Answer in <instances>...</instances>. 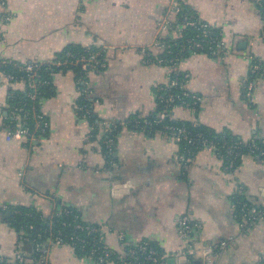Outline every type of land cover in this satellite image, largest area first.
I'll return each instance as SVG.
<instances>
[{"label":"crops","instance_id":"1","mask_svg":"<svg viewBox=\"0 0 264 264\" xmlns=\"http://www.w3.org/2000/svg\"><path fill=\"white\" fill-rule=\"evenodd\" d=\"M169 3L0 0V60L48 62L75 47L99 49L105 61L101 69L49 74L50 88L39 100L48 131L31 141L4 138L8 100L24 85L8 82L0 72V262L34 255L32 244L7 220L22 208L43 220L73 210L100 229L102 246L113 253L147 242L164 264H263L264 220L240 227L233 203L241 199L264 207V160L246 156L226 170L212 146H199L188 156L172 135L124 125L155 115L157 96L169 82L171 67L149 58L160 49L151 47L147 56L142 51L155 39ZM183 5L219 32L226 51L220 57L198 52L180 58L176 69L187 75L186 89L200 102L194 109L174 106L169 118L243 143L264 140L259 0ZM82 99L91 106L90 118L77 111ZM110 130L115 135L108 158L102 141ZM182 217L196 224L186 237L179 232ZM205 248L211 249L207 258ZM47 264L96 263L60 244L49 247Z\"/></svg>","mask_w":264,"mask_h":264},{"label":"built area","instance_id":"2","mask_svg":"<svg viewBox=\"0 0 264 264\" xmlns=\"http://www.w3.org/2000/svg\"><path fill=\"white\" fill-rule=\"evenodd\" d=\"M183 3L184 0H170L167 11L159 19L155 39L142 50L145 56H147L149 55L148 49L151 47L159 48L160 53L154 57V60H156L158 64H165L171 67L169 82L161 88V93L157 96V100L165 110L173 108L174 106L194 109L198 106L200 97L186 89L185 84L187 81V75L181 74L176 69L177 63L175 59L178 57L179 53H175L171 58L158 57L164 52L171 54L170 49H168L169 47L161 41L162 38L170 37L172 40H177L182 36V31L192 28L197 31V35L194 36V38L185 37L183 41L177 45L181 52L188 49L189 53L200 52L212 57H220L226 51V46L221 40L219 34H216L213 31L214 28L191 15H181ZM259 5L264 13V0H259ZM41 66L59 69V71L69 70V67L71 66H78L80 70L85 71L88 69L104 68L105 61L104 56L101 57L100 51L87 50L84 54L80 55L67 52L64 58L55 57L48 62H29L18 65L19 70L27 73L31 81L32 79L34 80L39 77L36 74V71ZM252 69L253 73L256 70L258 71L257 64H253ZM0 72L4 74L8 82H18L24 85L22 98H19L16 103H13V106H9V116L12 122L5 127V140L27 139L31 141V139H35L38 136H44L48 131V122L45 117L36 110L35 101L39 95L38 85L45 86L48 82H26L22 79L17 80L12 74L4 73L2 71ZM27 104H30L28 106L29 108H26ZM76 108L82 117H91V106L85 100L82 99ZM165 117L166 113L165 111H162L159 114L158 119L153 122L148 120L141 121L128 119L124 125L135 130L149 129L154 124H158L161 120H164ZM29 119L32 120L31 127L26 123V120ZM116 128L117 126H113L111 127V130H116ZM162 132L163 134L172 135L179 142H184L187 147L184 148L183 151L185 155L187 154L188 156L193 154L194 148L205 145L212 146L217 152L224 151L227 155L226 157L229 158L228 162L225 164L226 170H232L235 168L237 162H241L246 156L264 160L263 141L259 144L255 140L244 143L235 140L228 141L225 139L213 141L201 133L192 135L186 130V128L174 127L171 125L163 126ZM113 144V136L106 135L102 141V146L106 151L104 152L105 156L111 154ZM233 207H235L237 211L239 226L242 228L255 223L256 220H264V207L257 208L251 206L249 203H246L241 199H235ZM70 212L69 209H63L60 213L69 214ZM84 223L79 220L77 216H74L70 222H61V225L67 226L75 232H82L83 235H61L60 232L55 233L53 230L48 229L43 239L41 235H37L30 239L23 231H21V239L32 244L34 255L27 260L22 255H17L14 262L8 263L5 260H1L0 264H47L49 247L51 245L60 244L69 245L75 253L77 252L78 255L94 259L96 264H108L111 261L115 264H164V258L147 242H141L133 247L123 249L121 253H113L112 251L105 249L102 246L100 229L97 226L90 224L85 225ZM49 224L51 227L52 223L50 222ZM178 226L181 236L186 237L191 233L196 224L191 223L187 217H182L178 220ZM89 237H92V239ZM189 253H191V250ZM210 253V248H205L203 250V255L206 258Z\"/></svg>","mask_w":264,"mask_h":264},{"label":"trees","instance_id":"3","mask_svg":"<svg viewBox=\"0 0 264 264\" xmlns=\"http://www.w3.org/2000/svg\"><path fill=\"white\" fill-rule=\"evenodd\" d=\"M184 14L191 15L194 18H196L195 15L187 12L185 6L183 5L182 10H181V15H184ZM213 31L216 34H219V32L216 29H213ZM196 35H197V31H195L191 28V29H186V30L182 31V36L177 40H172L170 37L162 38L161 41H163L165 43V45L169 47L168 49H170L171 54H167L166 52H164L163 54L159 55L158 57L159 58H171V57H173L172 55H175V53H179L178 57L175 59L176 63H178L180 58H184L186 55H188L190 53H189L188 49H185L184 51L181 52L180 48L177 45L179 43H181L185 37L194 38V36H196ZM87 50L100 51L101 57L103 56V52L99 49H96V48H90V49L84 48V49H82V48H75V47H67L66 49H64L63 51L58 53L55 57L64 58V56L67 52H70V53H73L76 55H80V54H84ZM149 58H150V60H153L155 63H157V61L154 60L151 56H149ZM0 63H1L0 64V71L14 75V77L17 80L22 79L26 82L31 81L29 79V75L27 73L19 70V67H18L19 64L15 63V62H5L3 60H0ZM70 69H80V68L78 66H74V67L71 66V67H69V70ZM99 69H101V68H99ZM56 71H59V69L46 68L45 66H41L36 71V74L39 77L37 79H34V80L32 79V81H31V82H35V81H38V82L47 81L48 82V84L45 86L44 85H38L39 95L37 96V100L35 101V107L39 113H40L39 100L41 97L46 95L47 90L50 88L49 74L51 72H56ZM160 93H161V91H160ZM22 95H23V92L17 93V94H12L8 100L9 106H13V103H16L19 98L21 99ZM156 104H157V109H156L155 115L148 117L145 120H148L150 122L157 120L159 114L162 111H165L166 117L164 120H161L158 124H154L151 128H149L151 130L155 129V130L163 131V126L171 125L174 127L186 128V130H188L192 135H195L196 133H201L205 137H207L208 139L213 140V141H219L221 139H225L228 141L234 140L228 136L222 137L220 135H214V134L209 133L208 131L201 129V128H192V127H188L186 125H183L179 122H174L169 118V110L171 108L165 110V108L162 107V105L159 103L158 100H157ZM29 105L30 104H27L26 108H29L28 107ZM136 120H139V119H136ZM140 120L143 121V119H140ZM10 122H12L11 119L7 124H9ZM26 123L29 127L32 126V120H30V119L26 120ZM106 135H111L114 138L115 131L110 132L109 134H106ZM235 141L240 142L238 140H235ZM256 141L258 144L261 143V141H263V144H264V140H256ZM241 143H243V142H241ZM180 144L183 147V149L187 147V145L184 142H180ZM263 144H261V145H263ZM102 148H103V146H102ZM194 149H196V148H194ZM102 151L106 152L105 148H103ZM244 151H245V149H244ZM219 152H220L219 155L221 156L224 164H226L228 162L229 158L226 157L227 155L224 151H219ZM107 157L109 158V155H107ZM239 163L240 162H237L236 166ZM70 211L71 212L69 214L57 213V215L54 216L51 220H47V219L43 220L38 213L33 212V211H29L28 209H22L21 208V209H19L18 213H16V214H13V215L9 214V216L7 217V220H10L12 227L17 232L23 231L24 234L26 236H28L30 239L34 238L37 235H41V237L43 239V237H45V233H46V231H48V229L53 230L55 233L60 232L61 235H65V234H67V235H83L82 232H78V231L75 232L71 228L61 225V222H63V221L70 222V220H72L74 218V216H77L78 219L81 220V218L78 216L77 213H75V211H73V210H70ZM49 221L52 223L51 227H50ZM84 224L87 225V223H84ZM89 238L92 239V237H89ZM89 241H91V240H89Z\"/></svg>","mask_w":264,"mask_h":264}]
</instances>
